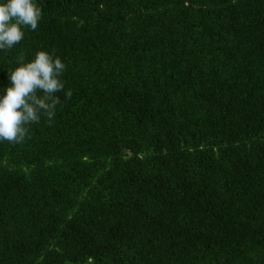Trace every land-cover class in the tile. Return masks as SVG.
I'll list each match as a JSON object with an SVG mask.
<instances>
[{"label": "trees", "instance_id": "trees-1", "mask_svg": "<svg viewBox=\"0 0 264 264\" xmlns=\"http://www.w3.org/2000/svg\"><path fill=\"white\" fill-rule=\"evenodd\" d=\"M34 2L0 98L38 51L64 91L0 141V264H264V0Z\"/></svg>", "mask_w": 264, "mask_h": 264}, {"label": "clouds", "instance_id": "clouds-1", "mask_svg": "<svg viewBox=\"0 0 264 264\" xmlns=\"http://www.w3.org/2000/svg\"><path fill=\"white\" fill-rule=\"evenodd\" d=\"M41 18V7L34 0H7L0 4V50H11L24 38L22 29L36 30ZM17 63L19 67L9 72L11 86L0 98V141L10 143L23 142L28 137V126L39 123L42 116L52 122L61 103L56 93L64 91L61 77L66 69L59 57L47 51H38L28 63L21 55ZM71 97L68 90L65 99Z\"/></svg>", "mask_w": 264, "mask_h": 264}]
</instances>
